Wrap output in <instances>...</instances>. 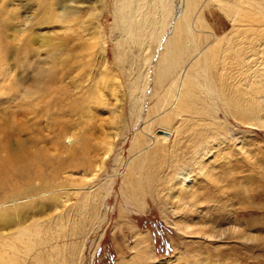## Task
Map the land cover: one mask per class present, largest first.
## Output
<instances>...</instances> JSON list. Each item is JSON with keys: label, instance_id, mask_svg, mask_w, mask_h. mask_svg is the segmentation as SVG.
Listing matches in <instances>:
<instances>
[{"label": "rangeland", "instance_id": "1", "mask_svg": "<svg viewBox=\"0 0 264 264\" xmlns=\"http://www.w3.org/2000/svg\"><path fill=\"white\" fill-rule=\"evenodd\" d=\"M78 1L0 0V264H264V0Z\"/></svg>", "mask_w": 264, "mask_h": 264}, {"label": "bare ground", "instance_id": "2", "mask_svg": "<svg viewBox=\"0 0 264 264\" xmlns=\"http://www.w3.org/2000/svg\"><path fill=\"white\" fill-rule=\"evenodd\" d=\"M39 1L43 2V0H39ZM82 1H85V0H82ZM76 2H79V1L78 0H50L49 8H47V10H46V12L49 13L48 14V19H50V21L53 22L51 17L53 16L52 12H56L55 10H57V12L55 13L56 15L54 14V17H56V19L58 21H60V22L62 21L61 19H63V18H66L68 16H74L78 12L77 6L75 4ZM78 5L81 6V4H78ZM118 9H116V10H118ZM122 10H123V8H122ZM124 11H126V9ZM122 13H124V12H122ZM119 15H121V19H122V18H124L123 16L125 15V13L121 14V12H120ZM75 17H77V16L75 15ZM89 17L91 18L90 15H89ZM10 18L12 19L11 21H16L18 17H17V14L14 15V13H12L10 15ZM117 18H119V17H117ZM128 19H129V16H128ZM170 19L171 18H169V21H170ZM8 21H10V19H8ZM79 23H81V22H79ZM167 26H169V25H167ZM122 27H123V30L125 31L124 28L127 27V26H125V24H123V22H122ZM19 32L21 34L25 33V31H23V29H21L20 27H19ZM30 43L32 44L31 41H30ZM24 56L22 54L21 58H19V60L17 61V62H19V66H22V71H21L20 76H19L20 79H15L16 77L12 76L13 78L10 79L11 82H9V83L12 85V87H15L16 85H18L19 81L25 79L24 74H27V72H29V73L34 75V78L31 79V83H32L31 89H27L26 91H24V95H26V97H29L32 92L40 91V87L42 89H44L46 92H49L47 90L50 88V86L53 85L52 82H54V84L57 82V79H56V81H54V79L56 77V75H55L56 72L55 73L53 72V70L49 67V64H47L46 66L41 65L40 67H38V66L34 65L32 62H30L28 60H25L23 58ZM0 63H1L0 66H2L1 67L2 71H0V74L6 75V78L8 79V77L12 74V71H14V70H12L11 66H10V68L8 67L10 70L7 69V66H8L9 62L7 63L5 58L4 59L0 58ZM8 70H9V72H8ZM29 70L32 71V72H30ZM6 71L8 73H6ZM34 88H35L36 91H34ZM111 88L114 91L113 92V95H114L113 96V98H114L113 101H115V103H116L115 104L112 101L113 104L115 105V107H114L115 109H112V110H113L114 116L116 118H118V117H121V115L123 114L125 100H126L125 99L126 94L121 89L120 83L117 82V81L112 82ZM132 95L130 97V101H131L130 104H132L131 107L135 105V103L137 102V98H138V95H136L135 97H134V94H132ZM160 136H161L162 140H166L168 138V136H166V135H160ZM65 138L67 139L66 142L73 141L72 140V134H67L65 136ZM67 150H68L67 151L68 152V156H69V158L71 160L72 157H74V155H75V148H73L72 145L70 144V146L68 147ZM108 151H110V150H108ZM29 161H31V158L29 156H27L26 154H24V153H22L20 155L18 154V156H15V157H12V158L10 156L7 157L5 155L4 156V160L2 162L0 161V186L5 184V183H9L10 181H12L13 180V175L16 174V173H19L22 176V178L24 177L27 180L29 178V176H30V173L28 171L29 170V166L32 163V162H29ZM22 190L23 189L11 187L8 191H6L0 197V220H4L5 217L9 216L7 211L5 209H2L4 206L8 205V206H11L13 208V207H15L14 205L16 204L17 200H19V199L22 200V199L27 197L26 195H23V194H26L25 190L24 191H22ZM20 207L23 208L21 205H20ZM21 208H19L17 210V212L19 214L23 213V211L22 212L20 211Z\"/></svg>", "mask_w": 264, "mask_h": 264}]
</instances>
